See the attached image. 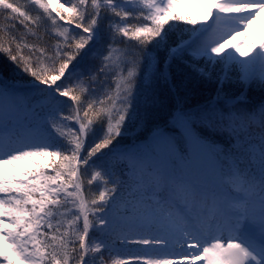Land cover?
Here are the masks:
<instances>
[{
    "label": "snow or ice",
    "instance_id": "snow-or-ice-1",
    "mask_svg": "<svg viewBox=\"0 0 264 264\" xmlns=\"http://www.w3.org/2000/svg\"><path fill=\"white\" fill-rule=\"evenodd\" d=\"M191 2L0 0V264H264V0Z\"/></svg>",
    "mask_w": 264,
    "mask_h": 264
},
{
    "label": "trees",
    "instance_id": "trees-1",
    "mask_svg": "<svg viewBox=\"0 0 264 264\" xmlns=\"http://www.w3.org/2000/svg\"><path fill=\"white\" fill-rule=\"evenodd\" d=\"M23 3V0H21ZM61 2H64V0H61ZM67 6V5H66ZM35 14V13H33ZM63 23V22H61ZM179 25L175 29L174 33H171L170 35L172 38H175V35L178 34L182 29L189 28L190 25H185L183 22H174ZM47 40L48 38L45 37ZM52 42V41H49ZM135 42H130L129 47H131V44H134ZM123 47V45H121ZM11 70V65L9 62L3 57L0 56V72H3L5 75H9ZM186 69H183V66H181V71L177 73L176 69H172L173 73V79L176 83L180 84L185 81V75H186ZM186 90L189 92L188 97V104L189 105H195L197 103H203L210 97L215 95L214 91V85H210L207 83L198 82L196 79H189L186 82ZM242 89H239L238 86H232L229 87L226 85V92L229 96H235L239 94V91ZM245 91V101L246 106L248 109H258V106L262 103H264V88L251 86L247 88ZM183 91L181 92V95L183 96ZM163 99V105L162 107L156 112L154 119L152 122H150L146 128L144 129H137V134L139 135V138L142 140L146 138L149 135L148 129L152 128L156 125H159L163 127L165 122L168 119V113L172 107V104L174 103V100L170 97H164ZM218 140H223V137H216ZM126 142V141H125Z\"/></svg>",
    "mask_w": 264,
    "mask_h": 264
},
{
    "label": "rangeland",
    "instance_id": "rangeland-1",
    "mask_svg": "<svg viewBox=\"0 0 264 264\" xmlns=\"http://www.w3.org/2000/svg\"><path fill=\"white\" fill-rule=\"evenodd\" d=\"M185 9L190 11L195 16H199V14H200L199 6L192 3L191 0H183V7L181 10H185ZM190 27H192V26L190 25L189 28ZM255 28H256V25L253 26L252 30L255 31ZM245 40H246V38L244 36H236L233 40H230L229 43L230 44L235 43L239 47H241L242 49L252 47L253 45H258L262 40H264V32L260 34V37H257V39L255 41V42H257V44L251 43L250 45L247 46L244 43Z\"/></svg>",
    "mask_w": 264,
    "mask_h": 264
},
{
    "label": "bare ground",
    "instance_id": "bare-ground-1",
    "mask_svg": "<svg viewBox=\"0 0 264 264\" xmlns=\"http://www.w3.org/2000/svg\"><path fill=\"white\" fill-rule=\"evenodd\" d=\"M256 25L255 31L252 30L253 26ZM264 32V11H261L256 20L253 23H250L246 30H244V36L246 40L244 41L245 45H250L251 43L257 44L256 39L260 37V34Z\"/></svg>",
    "mask_w": 264,
    "mask_h": 264
}]
</instances>
